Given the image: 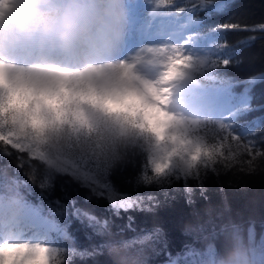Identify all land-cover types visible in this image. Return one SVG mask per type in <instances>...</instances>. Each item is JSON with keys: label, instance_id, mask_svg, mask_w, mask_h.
I'll list each match as a JSON object with an SVG mask.
<instances>
[{"label": "trees", "instance_id": "1", "mask_svg": "<svg viewBox=\"0 0 264 264\" xmlns=\"http://www.w3.org/2000/svg\"><path fill=\"white\" fill-rule=\"evenodd\" d=\"M159 4L178 16L191 8L217 42L211 66L188 76L227 87L234 97H249L229 127L198 120L188 142L216 147L235 133L264 150V27L259 26L264 23V0ZM129 109L123 104L105 114L82 103L69 104L62 112L46 106L37 111L34 105L17 107L7 91L0 94V196L16 198L58 227L51 242L64 255L54 264L59 259L67 264H219L237 251L252 264H264V157L249 164L250 157L233 139L237 159L231 167L218 165L198 181L146 185L141 167H148L156 147L171 150L172 144L167 138L158 141L149 121L134 118ZM8 137L23 143L14 142L18 152L6 147L12 142ZM40 151L65 155L74 166H90L98 180L144 203L114 208L106 191L102 196L103 189L55 162L49 165ZM90 219L98 223L93 226ZM256 240L259 247L253 249Z\"/></svg>", "mask_w": 264, "mask_h": 264}, {"label": "rangeland", "instance_id": "2", "mask_svg": "<svg viewBox=\"0 0 264 264\" xmlns=\"http://www.w3.org/2000/svg\"><path fill=\"white\" fill-rule=\"evenodd\" d=\"M121 6L125 9L126 15L124 34L120 42L123 43L127 40L124 47L130 49L128 55L119 58L120 53H118L106 59L107 53H105L97 62L112 67L121 62L122 71L126 70V75L116 74L115 76L113 71V75L106 84L107 91L126 98V102L123 104L130 107L127 113L134 118L136 115L144 116L149 121L152 132L154 128L153 114L157 110L167 114L165 135L162 138L168 139L172 144V149L156 147V150L151 153L152 161L160 160L163 162L171 157L173 163L176 164L181 159L187 160L199 145L198 142L194 144L191 141L188 142V133L194 124L198 120H211L218 127H229L236 110L238 107L246 105L249 97L246 94L234 97V93L229 89L216 87L213 84L205 85L188 76L190 72L196 71L195 73H197L211 66L210 54L216 51L214 45L217 43L213 40L214 35L210 31H205V28L201 26L194 10L190 8L183 16H178L177 13L161 7L158 0H121ZM145 24L152 25V37L136 35L137 30ZM222 26L216 25L213 28ZM259 26L264 27V23ZM130 37H133L134 40ZM34 46L29 47L24 43L20 47H14L13 52L0 50V59L11 64L44 65L40 59H36L39 55L36 52L37 49L34 50ZM161 46L164 47L161 48ZM109 52L110 54L115 53L111 50ZM177 52L186 61L182 68L183 74L164 82L162 74L167 70L170 63L169 57L174 56ZM21 54L23 58H16V55ZM84 63L85 61L77 58L60 62L62 66H69V68L83 67ZM68 87L79 90L80 85H68ZM153 88L158 90V95L152 93L151 89ZM163 89H170L171 91L164 92ZM159 97H166L167 102L165 103ZM155 138L157 139L156 136ZM14 142L17 145L23 144L19 141ZM30 148L34 153L39 152L37 149ZM40 153H42L45 162H49V165H53L55 162L59 169L70 171L84 181L91 182L96 189H99L98 191H101L102 186L105 185L97 179L96 171H92L90 166H74L65 155L55 154L51 156L44 151H40ZM90 164L92 163L90 162ZM0 209L4 210L0 213V219H2L0 226L2 229L4 226L7 227L6 236L16 239V235L19 234V238L34 241L46 240L52 244L51 238L58 227L32 207L22 205L16 198L7 201L0 196ZM22 222L29 223L30 226L22 229L24 233H19L16 229H20L18 227L20 224H24ZM11 224L15 225V230L11 229ZM1 238L2 240L5 238L3 230L0 233ZM256 241L252 244L253 249L259 247L258 240ZM164 264L174 263L167 261Z\"/></svg>", "mask_w": 264, "mask_h": 264}, {"label": "snow or ice", "instance_id": "3", "mask_svg": "<svg viewBox=\"0 0 264 264\" xmlns=\"http://www.w3.org/2000/svg\"><path fill=\"white\" fill-rule=\"evenodd\" d=\"M3 2V0H0ZM159 3L168 4L169 0H158ZM223 28H235L240 25H224ZM247 30V29H245ZM164 46H161L163 48ZM170 63L167 70L162 74L164 82L173 80L183 74L182 68L185 66V59L180 53H175L169 57ZM228 61H224L227 66ZM113 75V67L105 64H92L85 67L69 68L62 65H19L11 64L4 59H0V94L7 91L17 102V107L27 108L34 105L39 111L41 106H46L56 112H62L69 104H89L105 114H110L119 105L126 102V98L107 91L106 84ZM68 85H80L76 90ZM154 95H158V90L151 89ZM170 92V89H163ZM165 103L166 97H159ZM153 133L159 141L165 135L167 114L157 110L153 114ZM235 140L236 148L242 149L247 154L251 164L257 157H264V150L249 140H243L239 135L233 133L226 137L216 147L197 146L187 160L181 159L174 164L171 157L160 160H149L148 167H141V178L146 185L166 184L170 181L201 180L203 174L208 171L215 172L218 165L231 167L237 159V152L233 150L232 140ZM12 141V137H8ZM3 141H0L2 143ZM15 151L14 141L6 145ZM100 194L105 195L114 208L125 210L136 206H141L144 200L133 199L127 193L119 192L108 185L102 186ZM147 200L148 197L146 198ZM150 201V200H149ZM71 219V217H69ZM67 223V221H65ZM94 226L98 222L90 219ZM88 226V225H87ZM5 238L0 240V264H54V259L64 255L59 247L53 246L50 242L34 241L29 239H13L6 236L7 227L3 229ZM58 264H67L66 260H58ZM109 264L112 262L109 260Z\"/></svg>", "mask_w": 264, "mask_h": 264}, {"label": "clouds", "instance_id": "4", "mask_svg": "<svg viewBox=\"0 0 264 264\" xmlns=\"http://www.w3.org/2000/svg\"><path fill=\"white\" fill-rule=\"evenodd\" d=\"M125 15L121 0H3L0 41L34 44L45 66L61 65L60 58L100 64L121 40ZM219 264L252 262L237 251Z\"/></svg>", "mask_w": 264, "mask_h": 264}, {"label": "bare ground", "instance_id": "5", "mask_svg": "<svg viewBox=\"0 0 264 264\" xmlns=\"http://www.w3.org/2000/svg\"><path fill=\"white\" fill-rule=\"evenodd\" d=\"M152 26V25H151ZM149 24H145L142 28H139L138 30H137V32H136V35L137 36H143V37H152L153 36V34H151V30L153 29L152 27H151ZM134 32V31H133ZM132 40H134V38L133 37H130ZM140 38V37H139ZM127 42V40L125 41V42H120L119 41V43L117 44V46L114 48V49H112L111 51H113V52H115V53H113V54H110V52H107V57H106V59H109V58H111V56H113V55H116V54H118V53H120V55H119V58L120 57H122V56H124V55H128L127 53L129 52V50L128 49H126L125 47H124V45H125V43ZM24 44V43H23ZM23 44H21V43H16V42H5V41H0V50L1 51H7V52H13V48L14 47H20L21 45H23ZM26 44V43H25ZM27 46H29V47H31L32 45H34V44H26ZM34 48V50L36 49L35 48V46L33 47ZM16 50V49H15ZM132 50V49H131ZM133 51V50H132ZM37 52V51H36ZM39 55V54H38ZM29 56V55H28ZM129 56H131V55H129ZM19 57H21V58H23L22 57V54L21 55H16V58H19ZM132 57V56H131ZM36 59H39V57L38 58H36ZM23 60V59H22ZM116 60V59H115ZM63 61H70V59H63V58H60V59H58V63H60V62H63ZM37 62V61H36ZM79 62V61H78ZM125 63V62H124ZM123 63V64H124ZM30 64V63H29ZM69 67V66H68ZM113 68H114V73H115V76H116V74H118V75H122V76H124V74L126 73L125 71L126 70H124V71H122L123 70V65L121 64V62H119V63H117L115 66H113ZM129 73V72H128ZM127 73V74H128ZM126 75V74H125ZM121 78V77H120ZM117 80V79H116ZM167 106V105H166ZM22 221V220H21ZM22 223H24V222H22ZM33 224V223H32ZM41 225V224H40ZM11 226V229H14L15 230V225H13V224H11L10 225ZM29 226H30V224L29 223H24V224H20V226L18 227V228H20V229H16V231H18L19 233H24V231H22V229L23 228H29ZM5 227V226H4ZM40 227V226H39ZM38 228V227H37ZM2 228H1V226H0V233L2 232ZM26 231V230H25ZM16 239H23V238H19V234H17L16 235V237H15ZM27 239V238H26ZM0 240H2V238L0 239Z\"/></svg>", "mask_w": 264, "mask_h": 264}]
</instances>
